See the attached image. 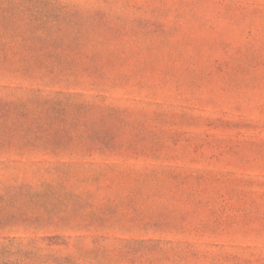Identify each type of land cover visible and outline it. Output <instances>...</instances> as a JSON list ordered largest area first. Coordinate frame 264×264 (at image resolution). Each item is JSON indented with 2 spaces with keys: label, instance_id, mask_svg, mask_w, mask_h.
<instances>
[{
  "label": "rangeland",
  "instance_id": "obj_1",
  "mask_svg": "<svg viewBox=\"0 0 264 264\" xmlns=\"http://www.w3.org/2000/svg\"><path fill=\"white\" fill-rule=\"evenodd\" d=\"M0 264H264V0H0Z\"/></svg>",
  "mask_w": 264,
  "mask_h": 264
}]
</instances>
